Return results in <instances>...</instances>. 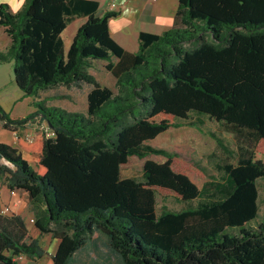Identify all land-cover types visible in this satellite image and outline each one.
<instances>
[{
  "label": "trees",
  "instance_id": "16d2710c",
  "mask_svg": "<svg viewBox=\"0 0 264 264\" xmlns=\"http://www.w3.org/2000/svg\"><path fill=\"white\" fill-rule=\"evenodd\" d=\"M98 10L93 0H27L17 14L1 8L12 44L0 52V64L14 62L26 97L91 86L87 113L50 107L45 99L34 102L31 115L12 119L0 103L6 129L46 123L55 133L38 141L19 136L17 148L0 143V179L7 175L12 192L47 206L36 227L61 240L54 264H71L96 233L122 264H264V218L252 226L260 217L264 159L257 156L264 151L225 164L227 183L203 199L190 173L204 175L176 153L146 144L197 113L264 145V0H180L176 26L141 33L137 52L110 33L118 12ZM75 17L86 22L66 51L62 35ZM98 61L107 62L117 92L91 73ZM152 155L167 160H146L142 181L124 176L131 158ZM158 193L201 202L159 214ZM32 238L20 215L0 214V264H16L19 255L43 258Z\"/></svg>",
  "mask_w": 264,
  "mask_h": 264
},
{
  "label": "rangeland",
  "instance_id": "374dc122",
  "mask_svg": "<svg viewBox=\"0 0 264 264\" xmlns=\"http://www.w3.org/2000/svg\"><path fill=\"white\" fill-rule=\"evenodd\" d=\"M81 24L79 18L72 19L68 22V29L64 34V39L68 42L74 33L76 27ZM69 48L66 49L68 51ZM116 61V60H115ZM91 73L95 75L98 81L105 87H109L117 92V81L114 76L108 72L105 61L94 62ZM91 86L82 84L81 86H73L67 88L60 86L55 89H50L42 92L41 97H45L50 107H60L69 111L87 113L88 112V95ZM178 126L171 128L167 132L161 134L156 139L146 143L154 148L164 149L171 153H176V159L188 165L193 169H197L204 178L195 177L190 173L191 179L203 191V199H208V194H211L218 185L227 183V174L224 171L225 164H236L242 153L246 152H263L264 145H254L248 142L245 138L227 131L219 122L197 113H191L187 120H177ZM24 127L19 130V135L27 141H34L39 135H46V130L41 124L36 127ZM36 128V130L34 129ZM227 147H221L218 138ZM10 136L8 134H0V143L4 142L3 137ZM258 159H264L257 156ZM146 160H153L158 163H163L167 160L164 156L152 155L146 159L138 157L131 158L128 165L124 166V176L138 181L143 180V168ZM260 191V217L252 223V226H257L264 218V178L258 182ZM207 190V191H206ZM201 202L197 199L193 202H184L178 200L174 196H165L157 194V211L160 214L164 210L182 211L191 207H196ZM31 233H35V228H32ZM103 250L105 247H103ZM107 258V257H106ZM102 257L97 259L93 254L86 252L78 254L73 259L75 264H102ZM110 262L107 264H122L114 257H109Z\"/></svg>",
  "mask_w": 264,
  "mask_h": 264
},
{
  "label": "crops",
  "instance_id": "0c3cea01",
  "mask_svg": "<svg viewBox=\"0 0 264 264\" xmlns=\"http://www.w3.org/2000/svg\"><path fill=\"white\" fill-rule=\"evenodd\" d=\"M27 0H24L23 5L16 12H13L11 5L7 2L0 3V14L3 5H8L10 11L13 14L19 13L25 6ZM99 3L98 16H103L106 12L115 11L118 12L116 17L110 19L109 27L110 33L114 40L121 45L124 49L130 52H137L140 47V35L141 33H150L155 35H161L164 32L174 28L177 24V12L179 8L180 0H93ZM113 4L116 7L113 8ZM76 18V17H75ZM72 18V19H75ZM81 20V24L76 27L70 40L65 42V49L70 48L74 37L78 29L86 22L84 17H77ZM70 19L69 21H71ZM12 44V38L7 32L6 27L0 24V52H6ZM58 88V87H57ZM38 98L26 97L24 92L18 87L14 77V62H8L0 64V103L4 109L9 113L12 119L25 118L34 113L37 108L34 102L45 100V97ZM48 106H52L47 102ZM41 123L28 124L37 126ZM20 128L19 130H21ZM36 130V128H34ZM18 131H11L4 127V123L0 120V134H8L4 136L5 144L12 147H18V137L20 136ZM22 137V136H21ZM23 138V137H22ZM37 135L34 141L42 139ZM25 139V138H23ZM26 159L36 160L35 156H31L27 153L24 154ZM260 200V196H259ZM9 208L10 211L4 215H20L31 233L32 228H35V233L32 234V240H35L37 244L46 252V255L41 259H32L26 257L22 264H54L53 256L57 252L61 240L56 238L53 233L41 234L36 227V221L39 215L43 214V211L47 209V206L42 203L34 204V201L27 194H14L8 186L7 175H4L0 179V214H3L5 208ZM103 247L105 249L103 250ZM90 252L97 259L102 257V264L110 262L109 257L112 255L108 249V239L96 233L86 244L75 253L73 259L78 254ZM107 257V258H106ZM75 264V263H71Z\"/></svg>",
  "mask_w": 264,
  "mask_h": 264
},
{
  "label": "built area",
  "instance_id": "2783aa9c",
  "mask_svg": "<svg viewBox=\"0 0 264 264\" xmlns=\"http://www.w3.org/2000/svg\"><path fill=\"white\" fill-rule=\"evenodd\" d=\"M116 7V4H113V8ZM42 128H44L46 130V136L47 137H54L55 133L49 128V126L46 123H41ZM14 194H16L15 192H12ZM10 211V209L7 207L3 210V214L8 213ZM27 256L25 255H19L16 256L14 258V261L16 262V264H22L23 261L26 259Z\"/></svg>",
  "mask_w": 264,
  "mask_h": 264
},
{
  "label": "clouds",
  "instance_id": "9594fccd",
  "mask_svg": "<svg viewBox=\"0 0 264 264\" xmlns=\"http://www.w3.org/2000/svg\"><path fill=\"white\" fill-rule=\"evenodd\" d=\"M9 3L13 9V12H16L23 5L24 0H0V3Z\"/></svg>",
  "mask_w": 264,
  "mask_h": 264
}]
</instances>
